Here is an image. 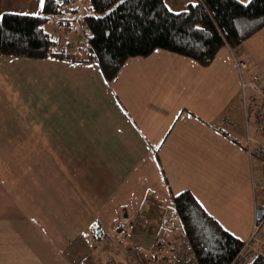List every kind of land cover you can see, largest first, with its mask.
<instances>
[{"label":"crops","instance_id":"1","mask_svg":"<svg viewBox=\"0 0 264 264\" xmlns=\"http://www.w3.org/2000/svg\"><path fill=\"white\" fill-rule=\"evenodd\" d=\"M86 1L69 14L70 31L55 19L47 25L70 58L88 35ZM197 1L165 5L180 12ZM42 8L0 0V18ZM0 62V264H128L138 255L142 264H172L182 235L172 196L183 190L248 239L255 180L242 146L240 77L264 74V28L209 65L155 49L127 59L110 81L95 62ZM126 239L146 249L123 262L112 251Z\"/></svg>","mask_w":264,"mask_h":264},{"label":"trees","instance_id":"2","mask_svg":"<svg viewBox=\"0 0 264 264\" xmlns=\"http://www.w3.org/2000/svg\"><path fill=\"white\" fill-rule=\"evenodd\" d=\"M89 1L92 14L81 19L89 31L85 44L79 46L84 48L82 57L70 58L67 48L47 29L51 19L66 32L71 29L67 24L71 12L58 10L55 0H45L41 14H3L0 57L95 62L110 81L127 59L149 56L155 49L209 65L222 48L237 49L264 28V0H198L180 12L168 9L169 0ZM172 205L182 226L179 243L183 239L191 243L199 264L232 263L244 247L240 237L221 225L190 190L174 194ZM249 264H264V256L258 255Z\"/></svg>","mask_w":264,"mask_h":264},{"label":"built area","instance_id":"3","mask_svg":"<svg viewBox=\"0 0 264 264\" xmlns=\"http://www.w3.org/2000/svg\"><path fill=\"white\" fill-rule=\"evenodd\" d=\"M57 9L63 13L78 11L80 0H55ZM68 54V51L65 52ZM236 69L241 72L246 69V64L240 59L234 58ZM241 79V91L244 102V113L246 117V130L243 133L244 143L248 146L249 157L252 156L250 143L257 145L256 157L260 161L262 176L260 181L253 184L252 200L254 201V216L249 237L243 244V248L237 252L231 264H249L258 255L264 256V74L254 73L249 80ZM254 117L253 123L249 122L248 115ZM254 127L256 136L250 134ZM263 197L259 201V197ZM172 264H199L195 257L191 243L187 239L180 241L177 251L173 257Z\"/></svg>","mask_w":264,"mask_h":264},{"label":"rangeland","instance_id":"4","mask_svg":"<svg viewBox=\"0 0 264 264\" xmlns=\"http://www.w3.org/2000/svg\"><path fill=\"white\" fill-rule=\"evenodd\" d=\"M86 6H87V8H90V3H89V1L87 0L86 1ZM89 13H87V14H92V9L90 8V10L88 11ZM57 31V30H56ZM60 32L62 33V32H64L65 33V30L63 29V28H60ZM88 34H89V31H88ZM59 41H60V43L62 42V38L61 39H59ZM62 45V44H61ZM61 45H60V47H56V50L57 51H59L60 49H61ZM81 45V43L80 42H77V46H75V47H72V49L74 50V53L77 55V56H82L84 53H83V51L81 52V48H77V47H79ZM0 64H2V62H0ZM8 69L7 70H5L4 72H1L2 74H1V76L4 78V77H6V75H8ZM246 80V79H245ZM247 81V80H246ZM4 92H5V90H4ZM248 118H249V122H251V123H253V121H254V117H253V115L252 114H249L248 115ZM257 131L255 130V128L254 127H252L251 129H250V134L252 135V136H256L257 134ZM244 145V147H245V150H246V152H247V155H248V157H249V151H248V146L245 144V143H243ZM250 146H251V149H250V152H251V154H252V156L251 157H249V162H250V168H251V171H252V176H253V179L255 180V181H260L262 178H261V176H262V169H261V167H260V161H259V159L256 157V152H257V145H256V143L255 142H251L250 143ZM263 200V197L261 196V197H259V201H262ZM252 208H253V206H254V201L252 200ZM244 206L243 205H239V204H237L236 205V210L237 211H240V209H242ZM229 211H230V213H231V209H229ZM221 222L223 223H221V225H224L225 226V228L227 229V228H232V225H233V221H231V219L228 217V215L226 216V217H223V219H221ZM113 227V226H112ZM112 227H111V229H112ZM228 230V229H227ZM230 230V229H229ZM228 230V231H229ZM230 232V231H229ZM231 233V232H230ZM232 234V233H231ZM108 235H111L110 233L108 234ZM122 236H124V233L122 234ZM124 237H126V235L124 236ZM127 240V242L126 243H124V244H126V246L123 248V249H121V248H117V249H113V254L117 251L118 252V257L124 262V259H125V255L126 254H134L135 253V251H136V249H142V251L144 250V249H146V247H142V246H132L131 245V240H129V239H126ZM245 242V241H244ZM117 245H119V243H116ZM141 251V252H142ZM101 259H100V262L102 263V261H103V259H102V257L104 258V257H106V255H105V253H102V255H98ZM173 257H174V254H173V252H171L170 250H169V255H168V263H171V262H173ZM141 258H144V256H140V255H138L137 256V259L136 260H134L133 262H131V263H129L128 262V264H142V262L141 261H139ZM146 258V257H145ZM158 262L159 261H156V263L158 264ZM149 263H151V264H153L151 261H149ZM148 263V264H149ZM126 264V263H125Z\"/></svg>","mask_w":264,"mask_h":264},{"label":"snow or ice","instance_id":"5","mask_svg":"<svg viewBox=\"0 0 264 264\" xmlns=\"http://www.w3.org/2000/svg\"><path fill=\"white\" fill-rule=\"evenodd\" d=\"M121 2H123V0H121ZM43 3H44V0H40V5H41V7H43ZM169 10H171V9H169ZM38 14V13H37Z\"/></svg>","mask_w":264,"mask_h":264}]
</instances>
